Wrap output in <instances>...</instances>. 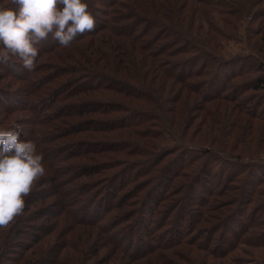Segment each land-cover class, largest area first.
I'll return each mask as SVG.
<instances>
[{
  "label": "trees",
  "instance_id": "1",
  "mask_svg": "<svg viewBox=\"0 0 264 264\" xmlns=\"http://www.w3.org/2000/svg\"><path fill=\"white\" fill-rule=\"evenodd\" d=\"M96 1L101 6H106L108 3L111 6H116L118 0ZM192 1L202 4L201 0ZM1 2H5V0ZM146 6V9L152 7L151 5ZM119 7L122 8V4H119ZM130 8L132 12L117 14L109 22H105V20L99 23L95 18V30L78 35L70 47L81 40L83 41L86 37L88 39L96 37L105 39L94 43L92 47L84 51L79 53L66 51L70 47H60L56 41L41 51L39 49L36 67L31 72L23 69L16 58H13L14 62L11 65L0 64V69L4 71V73L0 72V80L8 79V83L3 85L7 87L12 85V82L21 83L22 85H19L18 89L21 90L20 93H23L22 97L25 99V105L15 109L8 107V98L0 96V117L7 118L18 113L17 111H26L29 118H25L22 122V137L35 141L38 153L42 156L46 155L43 158V164L50 174L41 177V179L44 178V182L38 186L51 185V191L48 194L58 197L51 209H59V214L65 215L68 220L71 219L74 222L77 221L75 218L78 215H84L86 218L79 220V222H83V225L98 224V221L104 219L105 214L102 216L100 213L98 218H88L92 210L87 211L97 203L96 198L90 197L89 193L94 190V185L98 182L101 187L104 186L102 198H104L105 213L124 209L123 214L118 217L123 219L125 227L121 230L124 233L115 232L114 229L109 230L117 222V218L111 221L107 227L104 226L105 223H102L101 228L104 232L107 230L106 236L111 246L114 247L113 249L129 261L137 262L144 259L155 254L158 248L169 250L184 237H186L188 245L196 246L206 255H211L218 260L227 259L228 255L236 249L233 247L242 238L252 233L253 229L255 231L261 229L258 226L260 222L256 220L259 215L264 214V209L256 206V209L251 213L254 221L250 220L248 226L237 230L228 229L229 218L225 219L222 213L219 215L220 218H216L212 223L208 222L213 212L231 205L223 204L224 202L212 204L216 195L211 191L207 194L210 200L203 197L192 199L189 196L196 183H202L212 176L213 171L207 167L209 166L208 160L204 159L200 163L202 158H193V160L180 163L179 160L185 157V154L182 153L186 151L176 150V148H174V152L170 149L147 153V148L150 146H152V151L159 149L156 142L161 143L159 133H162L164 129L167 128L170 131L176 127L180 128L178 124L182 122V118L187 112L186 109L182 113V107L186 105H183L182 99L180 100L181 96L169 98L170 101L164 100L160 92L156 88H151L147 82L154 81L152 80L155 78L154 72L163 79L177 83L190 93L200 96V104L221 102L229 105L230 108H226L228 111H223L228 115L224 129L220 125L221 121L216 112L204 111L202 119L207 122L206 137L209 138L210 144L216 142L215 139L218 142L221 140L226 146L230 145L235 150L239 148L240 153L249 154L257 145H259L257 149L264 148L262 146L264 145V115L257 114L256 109L248 105V100L239 98L238 93L264 92V74L252 78L253 80L248 79L249 81L241 82V79L251 71L253 73L264 72V66L239 59H223L217 55L216 48L203 46L200 48L182 30L177 28L178 31H176L172 30L170 26L169 28L157 25L153 16L146 14L145 6L136 4V7L133 5ZM227 12L233 13V15L238 13V11L231 12L229 10ZM158 27L160 29L157 30ZM156 42H160V44L154 47ZM128 44L131 48L139 51L135 54V59L128 60L132 66L131 70L121 63L122 55H126L122 49L129 51ZM61 49L66 52L64 55H57L56 53ZM43 50H47L48 55H57L56 60L59 61L57 65L60 66L55 65V68H50V72L47 67L43 70L38 68V59L42 57ZM107 51H117L119 54L116 55V60L111 56L107 58ZM200 55L204 56L203 60H200ZM182 56L185 58L179 60ZM118 57L120 58L117 59ZM252 66L256 67L252 68ZM144 67H146V71L143 70ZM38 71H41V75H49L34 80V74ZM151 71L152 75L149 77ZM194 80L201 81L192 83ZM48 92H51V95L41 103V97L46 93L48 95ZM31 98L33 101H30ZM88 98H94L97 101L88 100ZM262 98H264V94H262ZM26 102L32 103V105L27 106ZM53 103L57 105L54 106L53 112L45 114L46 109L51 108ZM167 103L170 105L168 106ZM106 117L112 118L106 119ZM140 124L142 129L138 128ZM187 124L188 119L185 128ZM38 125L46 129L40 134L41 139L36 136ZM162 126L164 129L161 128ZM153 128L156 129L151 131ZM132 130L136 136L137 134L145 136L137 141L129 140L134 136ZM119 131L127 132L124 135H127L129 142L98 141L94 143L95 141H92L93 139L88 136V134L100 133V135H104L102 138L105 139L107 134L117 132L119 133L117 137H123L120 134L122 132ZM52 132L56 134L50 140L49 135ZM80 134L86 135L87 138H77L79 140H72L73 143H59V141L68 140L70 137ZM182 134L185 136V132ZM55 141L58 142L53 143ZM176 141L183 142L182 137L177 138ZM212 151L211 149L204 150L203 155L214 156L215 153ZM106 153L120 158L137 157L142 161L115 158V160L104 162H95L91 159V163H85L90 161L88 156L93 154L104 156ZM71 158H83L86 161L76 166L71 164V168L67 171L56 166L58 163H69ZM226 159L238 158L228 155ZM183 172L192 174L189 177L190 186L187 188L189 193L184 197V200H190L189 203L183 205L178 203L179 200L170 201L166 206H162V217L159 223L154 222L153 224V219H155L153 212L161 206L164 202L163 199L167 196L160 191L162 189L159 187L161 179L167 178L162 185L168 190L174 181L181 179L184 175ZM239 175H243V172ZM97 177L99 178L96 179ZM237 177L229 178L228 176L225 178L222 188L216 191L219 199L227 197V200L224 201L228 203V201L234 200L237 204L247 197L243 187L241 192L233 188ZM220 179L222 178L220 177ZM62 187H66V191L62 190ZM232 191H235L236 195L227 196V193L232 194ZM30 195H35L34 189L25 198V208L22 214L29 211L27 205L31 200L29 199ZM257 198L262 200L264 194L255 199L251 197L248 203L253 204ZM116 199L117 202L112 204ZM34 200L35 198L32 201ZM150 203L153 204V207L148 209L145 215V209L151 205ZM187 211L189 218L185 220V216H180L182 215L180 213ZM96 212L99 213V211ZM39 213V215H43L51 212L42 209ZM22 214L15 217L9 224L0 226V264L55 263L53 259L40 258V255L35 254V251L25 254L31 249V246L40 241L41 237L38 234H33L28 241L24 238L22 241L16 242V236L23 235V231L27 228L29 221L26 218L34 219L32 216H23ZM170 215L174 216L172 229L175 224L182 227L185 222L187 223V228L183 232L179 230L180 234H184L182 239L176 238L173 242L171 241V244V242H162L163 237L147 238L153 235L151 228L161 227L164 219ZM207 226L208 228H205ZM250 227H252L251 231H249ZM27 237H29V233H27ZM259 237L261 240L253 242L252 238L250 241L254 245L264 248V235H259Z\"/></svg>",
  "mask_w": 264,
  "mask_h": 264
},
{
  "label": "rangeland",
  "instance_id": "2",
  "mask_svg": "<svg viewBox=\"0 0 264 264\" xmlns=\"http://www.w3.org/2000/svg\"><path fill=\"white\" fill-rule=\"evenodd\" d=\"M1 1L2 0H0V4L7 3V0H5V2ZM201 3L202 4H198L192 0H118L116 2V6H111L110 3H108L106 6H101L96 0H89L87 2L89 5V10L99 23L104 22L105 20V22H109V20L111 21L115 16H117V14L132 12L130 6L133 7V5H135L136 7V4L143 5L145 6L146 14H148V16H153L152 18L157 22V25L162 27L170 26L172 30L175 29L176 31H178L177 28L182 30L189 36L190 39L194 40V42L198 44L200 48L201 46L206 48H216L218 50L217 55L226 60L239 59L246 61L247 63L264 66V0H201ZM119 4H122L123 7H119ZM146 5H151L152 7H150V9H146ZM228 10L231 12L238 11V13L233 15V13L227 12ZM158 29H160V27H158L157 30ZM104 39L105 38L102 37H96L95 39H88L86 37L83 41L81 40L73 44L72 47H70V49H66V51L79 53L80 51H84L92 47L94 43H99L101 42L100 40ZM54 42H56V40L52 39L51 35H49L48 39L37 47L41 51V49L50 46ZM159 44L160 42H156L154 47L158 46ZM128 45L129 51L122 49L124 52H126V55H122L121 63L124 65V67H129L128 69L131 70L132 66L128 60L131 58L135 59V54H137L139 51L137 49L131 48L130 44ZM66 51L61 49L56 54L64 55ZM47 53V50L42 51V57L38 59V68L43 70L47 67L49 69L48 72H50V68H55V65H57L59 61L56 60L57 55H48ZM106 53L107 58L111 56L112 58H115V60L116 55L119 54L117 51H107ZM200 56V60H203L204 56ZM119 58L120 57L117 59ZM184 58L185 57L182 56L179 60H183ZM254 67L256 66H252V68ZM143 70L146 71V67H144ZM0 72L4 73L2 69H0ZM10 72H12V70H10ZM41 74V71L35 73L34 80L49 75ZM260 74H264V72L260 71L258 73L256 71L253 73L251 71L248 75L241 79V82L248 79L251 80ZM151 75L152 71L150 72L149 77ZM153 75L155 76V78L152 79L154 81L151 83L147 82L150 84L151 88H156L164 100L170 101L169 98L181 96L180 100L182 99L183 105H186L182 107V113L186 109L187 112L186 115L183 116L182 122L178 124L180 128L176 127L169 131L167 128L164 129L163 126L161 127L164 129L162 133H159V139L162 141L161 143L159 141L156 142V146H158L159 149L152 151V146H150L147 148V153L151 154L153 152H161L170 149H172L174 152V148H176V150L186 151L182 153L185 154V157L179 160L180 163L181 161L187 162L190 161V159L193 160V158H202L200 163L203 162L204 159L208 160L209 166L207 167H210V169L213 171L212 176L208 180L202 181V183H196L190 193L188 191L189 189L187 190V188L190 186L189 177L192 175L191 172H183L184 175H182L181 179L174 181L168 190L164 185H162V183L166 182L165 180H167V178H162L160 181L161 183L159 184V187L162 188L160 191L164 192L163 194H167V196L165 195L166 197L163 199L164 202L153 212V217L155 218L153 219V224L154 222L159 223V220L162 217V206H166V204H168L170 201L176 202L179 200L178 203L187 205L190 200H184V197L187 196L188 193L192 199H195L196 197H203L206 200H210L207 194L211 191L216 195L212 204L224 202L223 204L231 205L223 207L217 212H213L210 216V219H208V222L212 223L216 218H220L219 215L222 213L225 219L229 218L228 229L232 228L237 230L239 228L248 226V222L250 220L254 221V219L251 217V213L254 211V209H256L255 207L257 206L258 208L264 209V203H262L264 202V198H262V200L257 198L253 204L248 203L251 197L255 199L259 195L264 194V148L261 147V149H257L259 146L257 145L254 147L253 151H250L249 154H242L240 153L239 148L235 150L230 145L228 147L222 143L221 140L218 142V140L215 139L214 141L216 142L210 144L209 138L206 137L207 122L206 120L202 119V117H204V111L209 110L210 112H216L218 119L221 121L220 125L222 126V129H224L226 117L228 116L224 112H227L228 109L226 108H230V106L221 102L200 104V96L190 93L186 90V88L180 87V85L177 83L163 79L160 75H156L154 72ZM2 80L4 79L0 80V96L3 98L5 97V99L8 98V107H13L16 109L24 106L25 99L22 97L23 93L21 94V90L18 89V86L22 84L12 82V85H8L6 87L3 84L6 82L8 83V79H5L4 81ZM200 81L201 80H194L192 83H197ZM262 94H264V92L254 93L250 91L247 93H238L239 98L248 100V105L253 106L256 109L257 114L264 115V98H262ZM49 95H51V92L48 95L47 93L46 95H43L41 97V103L42 101H45ZM88 100L97 101V99L94 98H88ZM30 101H33V99L31 98ZM26 104L27 106L32 105V103L28 104L27 102ZM167 105L169 106L170 104L167 103ZM54 106L57 105L53 103L51 108L49 107L46 109L45 114H51L53 112L52 110L55 108ZM17 112L18 113L10 115L7 118L0 117V127L6 128L11 124H19L22 127L23 120L29 117L25 113L26 111L21 110ZM109 118L112 117H106V119ZM187 119L188 124L185 128L184 126L187 122ZM26 120L28 121L29 119ZM258 125L261 126V124ZM141 127V124L138 125V128L142 129ZM155 129L156 128H153L151 131ZM45 130V127L38 125L36 127V136L41 139L42 137L40 134ZM132 131L134 132V130ZM183 132H185V136L182 134ZM126 133L127 132H122L120 134H122L123 137H117L119 133L114 132V134H107L105 139L102 138L104 135H100V133L88 134V136L93 139L92 141H95L94 143L98 141L126 143L129 142L127 135H124ZM55 134L56 133L52 132L49 135L50 140L53 139V135ZM80 135L70 137L68 140L65 139L64 141H59V143H73L72 140H79L77 138H87L86 135ZM143 136L145 135L137 134L136 136L134 132V136L129 138V140L137 141L142 139ZM181 137L183 142L176 141L177 138L179 139ZM57 142L58 141H55L53 143ZM209 148L213 150L212 152L215 153V157L203 155V151L210 150ZM228 155L238 159L228 160L226 159V156ZM45 157L46 155L43 156V158ZM88 158H90V161L88 162H85L86 160L83 158H71L69 163H58L56 166L59 169L62 168L63 170L67 171L71 168V164L76 166L82 164L83 162L86 164L91 163V159L95 162H104L115 160V158L120 157H113L112 154L106 153L104 156L93 154L88 156ZM120 159H125L127 161H142L141 158L137 157H124ZM45 170V176L46 174H50L48 169L45 168ZM241 172H243V175H239ZM228 176L229 178L238 176L236 183L233 184V188L238 189L237 191L241 192L243 187L247 196L237 204L234 200H230L228 203L227 201H224L225 199L227 200V197L219 199L217 196L218 193H216V191H219L220 188H222L221 186H223L225 183L223 181ZM220 177L222 179H220ZM98 178L99 177L96 179ZM43 179L39 178L34 183L33 189L35 191V195H30L31 197L29 199L31 200L29 202V199L27 200V207L29 211L28 213L22 214L23 216H32L34 219L26 218V220L29 221L27 228L23 231V235L20 237L16 236V242L22 241L24 238L26 241H28L32 238L33 234H38V236L41 237L40 241H38L36 245L31 246V249L25 253L26 255L35 251V254L40 255V258L43 257L42 259H53L55 263L51 264H202V261L203 264H264V248L260 247L259 245H254L250 241L252 238L253 242H255V240H261L259 235H264V232L261 233V231H264V214L259 215L256 220L260 222L258 226H260L261 229L255 231L254 229L252 230V227H250L249 231L252 230V233L242 238L238 244L233 247L236 249L228 255L227 259L224 260H218L211 255L210 257L206 255V253L199 251L196 246L188 245L186 237L182 239L184 234H180L187 228V223L185 222L182 227H180L178 224H175L173 227L174 229H172V220L174 219V216L170 215L168 218L164 219V223L161 225V227H152L151 229L153 235L147 238L156 239L157 237H163L162 242H173L176 238H180L182 240L180 242L177 241V245H173L169 250L157 247L158 249L155 254L134 262L129 261L121 253L119 254L113 249L114 247L111 246L106 236L107 230L104 232L101 228L102 223H105L104 226L107 227L111 221L116 220L117 218V222H115L109 228V230L114 229L115 232L124 233L121 230L125 227L123 219H119L118 217L123 214L124 209L121 211L115 210L105 213L103 207L104 198H102L104 194L102 191L104 187L103 185L101 187L99 182L96 183L94 185V190L89 193L90 197L96 198L95 201H97V203L87 212L92 210L88 215V218H98L100 213H102V216L105 214L104 219L98 221V224L83 225V222H79V220H83V218L85 219L86 217H84V215H78L75 218L77 221L74 222L71 219V221L68 220L65 215L59 214V209H51L52 205H54L58 200V197L48 194L51 191V185L46 184L41 187L38 186L44 182ZM66 187H62V190L66 191ZM47 195L49 196L47 197ZM235 195V191H232V194L227 193V196ZM34 198L35 200L32 201ZM116 202L117 199L116 201H113L112 204ZM150 204L151 205L147 206L145 209V215L146 211L153 207V204ZM42 209H47V211L50 210L51 213L39 215V211ZM96 211H99V213ZM180 214H182L180 215L182 217L185 216V220L189 218L187 215L188 211ZM205 228H208V226ZM27 233H29V237H27Z\"/></svg>",
  "mask_w": 264,
  "mask_h": 264
},
{
  "label": "clouds",
  "instance_id": "3",
  "mask_svg": "<svg viewBox=\"0 0 264 264\" xmlns=\"http://www.w3.org/2000/svg\"><path fill=\"white\" fill-rule=\"evenodd\" d=\"M95 27L84 0H7L0 4V64L11 65L16 58L31 72L39 56L37 46L49 35L68 48ZM45 172L36 142L22 137L21 126L0 127V226L23 213L25 198Z\"/></svg>",
  "mask_w": 264,
  "mask_h": 264
}]
</instances>
